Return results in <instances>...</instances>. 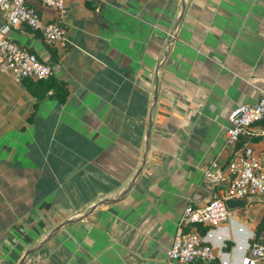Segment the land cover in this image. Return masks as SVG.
Wrapping results in <instances>:
<instances>
[{"label":"crops","instance_id":"0c3cea01","mask_svg":"<svg viewBox=\"0 0 264 264\" xmlns=\"http://www.w3.org/2000/svg\"><path fill=\"white\" fill-rule=\"evenodd\" d=\"M181 1L65 0L60 16L31 0L43 19L64 26L56 58L40 34L11 28L9 37L53 64L71 91L35 108L0 65V264H16L56 224L110 197L22 264H189L167 255L184 206L224 187L203 170L236 153L227 139L232 107L264 94V0H184L180 14ZM250 133L261 135L250 142L261 157L264 125ZM259 200L209 227V264L249 254Z\"/></svg>","mask_w":264,"mask_h":264},{"label":"built area","instance_id":"2783aa9c","mask_svg":"<svg viewBox=\"0 0 264 264\" xmlns=\"http://www.w3.org/2000/svg\"><path fill=\"white\" fill-rule=\"evenodd\" d=\"M55 7L60 16L66 14L65 0H38ZM0 10L4 21L0 24V65L8 70L14 79L24 77H45L53 73L54 65L42 60L34 51L19 45L9 37V31L17 25H26L38 31L46 45L55 42L64 43V26L56 20H45L31 0H0ZM227 139L233 143L239 136L248 133L251 125L264 118V94L254 102H242L234 105L228 114ZM204 176L215 186L225 183L203 204L187 202L180 216V223L174 232L171 245L167 249L170 259L189 264L208 263L214 257L213 246L209 241L211 226H217L228 219L230 211L227 197H243L248 194L264 195V164L261 157L254 153L250 144L240 152L234 153L225 167L211 162L204 170ZM201 223L208 225L203 234L195 230L185 231L184 225ZM258 240L247 244L241 262L234 264H254L264 258V228ZM223 263L228 261L224 260Z\"/></svg>","mask_w":264,"mask_h":264},{"label":"trees","instance_id":"16d2710c","mask_svg":"<svg viewBox=\"0 0 264 264\" xmlns=\"http://www.w3.org/2000/svg\"><path fill=\"white\" fill-rule=\"evenodd\" d=\"M27 29L33 31L35 34H39L38 31H35L31 29L29 26H25ZM51 50L54 48L52 45L50 46ZM52 57L56 58V51H52ZM26 88L29 90V92L35 97V102H34V107L36 108L37 103L44 98L46 95H49L51 97H54L58 102L62 103L64 102L70 91L71 87L69 83L64 80L63 78L51 73L45 77H24L21 80ZM256 123H261L264 125V118L255 121L253 124ZM252 124V125H253ZM251 128V127H250ZM251 129H249L248 133L241 134L237 141L234 143V150L235 152H240L245 145L250 144V142L257 141L261 138V135H250ZM253 147V146H252ZM254 153L258 154L255 148H253ZM258 203H262V211L261 215L258 219V221L255 224L254 227V237L251 239L252 240H258L259 234L261 233L262 229L264 228V199L259 200ZM208 225L206 224H201V223H188L184 225V230L185 231H190V230H195L199 234H203L205 230L207 229ZM205 263V264H209ZM192 264H199V262H194Z\"/></svg>","mask_w":264,"mask_h":264},{"label":"water","instance_id":"95a60500","mask_svg":"<svg viewBox=\"0 0 264 264\" xmlns=\"http://www.w3.org/2000/svg\"><path fill=\"white\" fill-rule=\"evenodd\" d=\"M185 7V2L184 0L181 1V12L180 14L182 13L183 9ZM180 14L179 16L177 17L175 23H174V28L175 26L177 25L178 21H179V18H180ZM170 40V39H169ZM156 97H157V87L155 86L154 87V90H153V102L152 104L150 105V108H149V118H148V127H147V130H146V141H145V148L147 150L148 146H149V132H150V126H151V112H152V108H153V103L155 102L156 100ZM261 161L262 163L264 164V154L261 156ZM145 162V152L143 153V158H142V162H141V165L140 167L137 169V172L135 173V175L133 176V179L131 180V183L133 182L135 176L138 174V172L141 170V167L142 165L144 164ZM130 186V185H129ZM128 186V187H129ZM125 192L122 191L121 194H123ZM116 199V197H110V198H104V199H100L98 201H96L94 204H92L90 207H88L81 215L77 216V217H71V218H67L61 222H59L58 224H56L46 235L45 237H43L38 244L32 246V247H29L27 248L24 253L21 255V257L19 258V260L17 261L16 264H22L24 262V259L25 257L30 254L31 252L37 250L38 248H40L46 241H48L54 234L55 232L64 224L68 223V222H73V221H77L79 220L80 218L82 217H85L91 210L92 208H94L95 206L99 205V204H102V203H105V202H110V201H114ZM257 200H259V197L257 194H248V195H245L243 197H227L225 198V204L227 206V208L229 210H233V209H236V208H245L247 207L250 203H253V202H256Z\"/></svg>","mask_w":264,"mask_h":264},{"label":"rangeland","instance_id":"374dc122","mask_svg":"<svg viewBox=\"0 0 264 264\" xmlns=\"http://www.w3.org/2000/svg\"><path fill=\"white\" fill-rule=\"evenodd\" d=\"M262 196H263V195H259V197L263 199V197H262ZM260 207H261V206H260ZM253 209H254V208H253Z\"/></svg>","mask_w":264,"mask_h":264}]
</instances>
